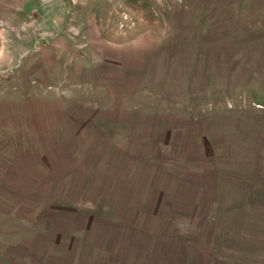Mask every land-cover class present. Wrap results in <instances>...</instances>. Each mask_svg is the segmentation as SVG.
Returning a JSON list of instances; mask_svg holds the SVG:
<instances>
[{"label": "rangeland", "instance_id": "374dc122", "mask_svg": "<svg viewBox=\"0 0 264 264\" xmlns=\"http://www.w3.org/2000/svg\"><path fill=\"white\" fill-rule=\"evenodd\" d=\"M0 264H264V0H0Z\"/></svg>", "mask_w": 264, "mask_h": 264}]
</instances>
